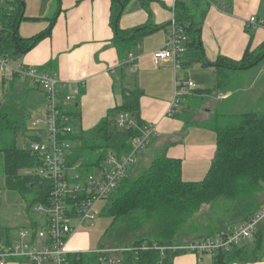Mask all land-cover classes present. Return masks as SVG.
<instances>
[{
    "label": "crops",
    "instance_id": "0c3cea01",
    "mask_svg": "<svg viewBox=\"0 0 264 264\" xmlns=\"http://www.w3.org/2000/svg\"><path fill=\"white\" fill-rule=\"evenodd\" d=\"M184 1L188 2V0ZM28 2H32L31 10L36 11H29ZM175 2L176 0H150L148 2L149 10L141 4L140 0H129L126 4L118 21L121 30H130L145 25L150 27L163 26L141 35L134 49L129 51L136 57L137 71L133 73L126 63V55L119 54L114 43V30L109 24L111 0H25L23 3H25L24 12L26 15H24L40 17L44 21L40 31L47 29L51 18L54 21L50 34L38 41L34 47L18 58L17 61H14V64L35 66L57 76L60 81L59 105L70 113L73 130L84 131L93 128L106 116L111 108L122 102L125 91L126 93L140 91L138 113L142 127L153 125L156 133L151 137L148 145L136 155L135 166L140 168V166L146 165L148 167L154 158L166 156L180 161L181 179L199 181L203 179L209 170L216 149V134L211 128L205 126V121L209 120L216 112L214 101L228 99V97L223 98V94L230 92L219 91L205 98L199 95H194L191 98L193 92L191 90L186 93L187 95H184L182 100L183 102L188 98L191 99L190 105H182L179 112L177 108L180 107H178L180 100L176 108H172V114L167 113L174 99V80L176 76L182 78L183 75L185 79L189 80V76L193 75L191 81L195 87L199 88L201 86L204 89L210 87L203 85L205 82L201 76L195 77V71L201 73L202 76L203 74L209 75V79H207L209 82L215 79L211 87L217 80L214 68L211 66L192 63L188 66L180 65V68L176 70L172 59H163L159 63L154 62L153 52L165 44L169 23L174 16ZM251 16L264 19L263 0H226L225 3H221L220 7L210 3L201 23L200 32L202 52H204L205 57L210 61H215L219 56L239 60L249 43L251 44L250 50H252L264 42V24L257 27L249 24L248 18ZM21 25L20 23L18 26L19 35ZM249 29H253V32L249 33ZM193 64H197L199 68L191 69ZM252 69H243L245 71L242 73L246 74ZM262 72L263 70L260 69L256 73V77L259 78ZM12 76H17L13 81L15 85L17 84L16 87L20 89L18 92L25 93L27 97L31 93V91H28L30 87L36 88L41 96L39 106L36 109L38 113L44 105V95L37 86L32 84L30 78L28 79L31 86L26 87L24 83H19V80L26 76L19 77L7 72L6 76L0 77V91H4V88L9 85V83L4 85L2 81L4 79L12 81ZM254 81L255 77L252 79L250 89H254ZM76 86L78 92L71 95L70 103L66 104L64 96L70 94L71 89ZM242 88L244 86L240 85L237 90ZM262 94H264L263 91ZM199 100L202 103L197 105L199 109L194 110L193 106ZM26 101H29V97ZM26 106L28 110V104ZM73 111L76 113L75 116L71 114ZM191 117L192 121L188 122V118ZM187 127L193 128L197 136L187 138L191 134L190 130L187 132ZM209 131L213 132V135ZM22 138V145L19 146L28 148L30 139L25 140L24 137ZM20 173L24 174L22 170H20ZM3 188L9 190L5 185V177ZM17 195L25 202V210L27 211L29 204L18 193ZM103 206L104 204L101 208ZM100 209L99 214L102 215ZM45 218L46 215L35 220L30 218L27 220L26 216L22 214L20 223L13 225V230H11L12 227L4 226L7 231L5 236L0 238V241L10 243L17 240L20 229L40 227L44 225ZM82 224L85 223H79L75 218L71 220V225L76 229L66 244V259L68 261L66 264H92V261L97 262V264H104L102 258L103 255L107 254L105 252L107 249L116 250L117 257L115 260L118 258L123 259L125 250H119L129 245L108 247L106 243L101 244L102 246L96 250H92L89 247L87 235L78 231ZM183 230L181 229L175 236L171 246H168L166 250L161 249V253H166L162 256L167 258L166 263L163 264H201V258L197 253L180 247L190 241L211 238L218 234L207 236L201 232L196 234L197 237L192 235V237H196L195 239L192 237L188 239L189 232H182ZM105 231L104 236L106 235ZM255 232L252 237L251 248L256 247L257 244L260 247L262 246L264 223L259 227L256 225ZM180 236H184L182 241H179ZM104 241L107 242V240ZM237 246H239L238 248L244 246V250H248L250 244L240 241L238 244L231 246L229 250L222 252H229ZM213 254H210V264ZM116 263L115 261L114 263L105 264ZM231 263L264 264V254L261 257L255 255V259L247 262H239L233 259ZM6 264L32 263L23 258L13 257L7 259Z\"/></svg>",
    "mask_w": 264,
    "mask_h": 264
},
{
    "label": "trees",
    "instance_id": "16d2710c",
    "mask_svg": "<svg viewBox=\"0 0 264 264\" xmlns=\"http://www.w3.org/2000/svg\"><path fill=\"white\" fill-rule=\"evenodd\" d=\"M129 0H111L109 24L114 30V43L119 54L126 55L134 49L139 37L163 26L145 25L130 30H121L119 18ZM148 8L150 0H140ZM148 1V2H147ZM216 0H176L174 18L188 35L186 51L181 66L199 63L214 68L215 84L210 88H195L192 96L209 95L227 91L230 79L225 70L251 68L264 59V42L254 49L248 44L239 60L219 56L208 60L200 41L201 23L193 15V8L206 9ZM23 0H7L0 8V56L16 61L38 41L50 34L51 18L47 29L30 37H21L17 30L21 22H35L40 17L24 15ZM226 0L223 1L225 3ZM220 7L221 4H215ZM225 7V6H223ZM149 10V8H148ZM229 12V10H227ZM17 76L11 80L2 79L4 85L13 86ZM140 91L123 93L120 104L111 108L101 121L89 130H73L68 138L74 145L67 154V163H80L84 170L98 165L108 150L116 154H128L132 139L140 134L142 122L138 113ZM187 95V94H186ZM184 97V95L182 96ZM189 108V107H188ZM120 112H128L134 122L128 128L116 124ZM70 114V113H69ZM73 116L76 113H71ZM28 110L24 98L14 92H3L0 98V153L4 159L5 185L17 192L26 202L47 203L50 180L20 170L37 167L40 162L35 153L27 147L17 145L18 137L31 140L28 134ZM205 126L216 134V149L209 170L199 181L181 179L180 161L166 156L154 158L150 166L135 169V161L118 187L106 199L100 209L102 215L111 219L110 226L119 223L117 236L129 242L123 259L116 264H159L166 263L161 249L171 246L175 236L187 225L203 205L220 202L227 218L220 219L216 233L226 232L236 224L248 220L264 203V110H251L238 114L224 115L217 111ZM29 145V143H28ZM30 200V201H29ZM232 219L227 221V219ZM228 228V229H226ZM226 229V230H225ZM108 229L105 233L107 234ZM145 246L146 248H143ZM233 247L229 252L218 251L212 255L211 264H228L230 260L247 262L255 259L248 250ZM260 249L258 244L253 254ZM103 256H109L108 253ZM253 256V257H252ZM108 258V257H107ZM229 260V261H228Z\"/></svg>",
    "mask_w": 264,
    "mask_h": 264
},
{
    "label": "built area",
    "instance_id": "2783aa9c",
    "mask_svg": "<svg viewBox=\"0 0 264 264\" xmlns=\"http://www.w3.org/2000/svg\"><path fill=\"white\" fill-rule=\"evenodd\" d=\"M6 1L0 0V8ZM263 21V18L256 16L248 18V23L255 27L263 25ZM187 42L185 29L173 17L169 23L165 44L153 52L154 62L172 59L174 68L179 69ZM132 54H126V63L134 73L137 66L136 57ZM7 72L30 78L32 84L44 95V105L38 111V117L31 122L33 137L29 141V148L37 155L40 164L31 168L28 173L49 179L51 185L47 203L38 201L39 208L46 210L44 225L20 229L18 239L13 242L0 241V264H6L7 259L13 257L26 259L32 264H66V244L76 229L71 225V220L75 218L79 223L85 224L93 222L98 213L97 204L105 201L118 187L136 155L148 145L156 131L153 125L142 127L140 134L133 137L132 149L128 154L119 155L108 150L98 165L88 171L84 170L78 162H66L67 154L74 145L73 140L68 138V134L73 132V126L70 114L59 105L60 81L57 76L35 66L14 64L8 58L0 56V77L6 76ZM194 88L192 81L176 76L174 99L167 113L171 114L180 97ZM77 92V86L73 87L71 93L64 96L65 103L69 104L71 95ZM116 124L119 128H128L134 122L128 112H120ZM263 218L264 204L248 220L232 229L211 238L190 241L180 248L197 254L229 250L240 241L252 238L256 233L257 223ZM124 250L130 249L123 248L119 251ZM115 251L105 250L108 255ZM121 260L122 258L111 259L110 255L102 258L105 263Z\"/></svg>",
    "mask_w": 264,
    "mask_h": 264
},
{
    "label": "rangeland",
    "instance_id": "374dc122",
    "mask_svg": "<svg viewBox=\"0 0 264 264\" xmlns=\"http://www.w3.org/2000/svg\"><path fill=\"white\" fill-rule=\"evenodd\" d=\"M25 2V0H23ZM224 0H216L215 2H213V4H221ZM31 3L32 2H28V8L29 11H36V10H31ZM25 4V3H24ZM263 5H264V0H263ZM33 9V8H32ZM193 15H195V17L198 20H202L204 19V15L207 12V8L206 9H202V7H195L192 10ZM31 13V12H28ZM24 14L26 15V13L24 12ZM21 29L19 30L20 36L21 37H30L33 34H35L36 32H39L42 28H40L41 26L43 27L42 24H44L43 20H39V21H35V22H21ZM202 25V24H201ZM25 28H27L25 30ZM18 32V30H17ZM249 33L253 32V29H249L248 31ZM17 61V60H16ZM13 63H15L14 61H12ZM191 69H195V68H199V66L197 64H193V66H191ZM251 71H249L246 74H243L242 72H244L245 70H225L224 73H226L230 79V87L227 91H229L230 93L228 94H223L224 97L226 98L228 97V99L226 100H217L214 101V108L215 110L220 113V114H224V115H229V114H238V113H243L246 111H251V110H264V94H262V91L264 92V60H262L260 63H258V65H255L253 67ZM262 69L263 72L261 73V76L259 78L256 77V73ZM182 71V70H181ZM179 71V72H181ZM183 73V72H182ZM194 75L196 78H198L199 76H201L202 80L205 82L203 85L205 87H211L212 83H214V80H207L209 79V75L207 74H203V76L201 75V73H199L198 71L194 72ZM182 78H184V76H181ZM190 81L192 80L193 75H190ZM255 77V85H254V89H250V84L252 82V79ZM118 82V81H117ZM19 83H24V85L27 86H31L29 83V79L24 77L22 79L19 80ZM210 83V84H209ZM17 85V84H16ZM16 85L14 84L13 86H8L6 88H4V91L10 93V92H14L15 94H19V97H23L24 101H26L29 97V101H26V104H28V117H27V126L29 128V131L27 132L28 134H33V130H32V126H31V122L34 121L37 117H38V113L36 111L37 107L39 106L40 103V94L36 91L35 87H30V89L28 91H31V93L29 94V96L27 97L25 95V93H20L18 91H20V89L18 87H16ZM244 86V88L237 90V88L239 86ZM33 88V89H31ZM197 88V87H195ZM199 88H203L201 86H199ZM4 91H0V98L2 96V92ZM221 96V94L219 95V97ZM184 97H180V104L178 105L179 108L178 111H181V106L185 105L188 106L190 105V101H192L191 99H187L185 101L182 102ZM194 99V98H193ZM220 99V98H219ZM28 102V103H27ZM195 103V102H194ZM193 103V104H194ZM202 101L199 100L196 102V105L193 106L194 110L199 109V107L197 105L201 104ZM192 121V117L188 118V122ZM187 132H191V134L187 137V138H192L194 136H197L195 133V131L193 130V128L187 127ZM208 132V131H205ZM211 132V131H209ZM213 135V132H211ZM197 140V138H196ZM198 141V140H197ZM23 142V138L20 136L17 139V145H22ZM3 163H4V159H3V154L0 153V238H3L6 234L7 228H5L4 226L7 227H12L11 230H13V225H16V223H20L21 220V216L22 214L24 216H26L27 220L30 219H37L38 217H44L46 214V210L39 208V204L38 202H34L30 203V202H26L29 204V208L26 211L25 210V202H23L19 196L17 195L16 192L11 191V190H7L5 188H3L4 186V171H3ZM139 168V167H135ZM147 168V166H140L139 170H143ZM31 170H27L24 169L22 170L23 173H28ZM264 196V194L261 195V198ZM30 201V200H29ZM104 204V201H100L97 204V210L98 213L96 215V218L93 220L92 223L90 224H82L80 225V227L78 228L79 232L85 233L89 239V247H91L92 250H96L97 248H99L100 246H102L101 244H106L107 246H112V247H118V246H122V245H126L129 242H127V240H124L121 238V236L116 237L117 236V232L121 230L119 223H116V225L110 226V221L111 219L104 216V215H100L99 214V209L101 208V206ZM220 202L216 203V204H212V205H203L199 211L197 213L194 214V216L191 218L190 222H188V224L183 225L182 226V232L188 231L189 234L187 235L188 239L189 237H192V235H196L202 232L203 235H213L216 234V225L217 222L220 219H224L227 218V215L224 214L223 212V208L220 206ZM39 208V210H37ZM224 217V218H222ZM227 221H231L232 219L228 218ZM264 223V218L262 220H260L257 224V226L259 227L260 225H262ZM240 224V223H239ZM237 225V224H236ZM109 227V228H108ZM108 228V232L107 234L104 236V231L105 229ZM228 229V228H226ZM225 229V230H226ZM184 236H180L179 241L183 240ZM197 237V235H196ZM196 237H192V238H196ZM104 240H107L104 241ZM251 239H245L242 240V242H246L248 244H250L249 246V254L250 255H258L259 257H261L264 254V235H262V239H261V247L260 249H257L255 251V253L253 254V250H255V246L253 248H251ZM111 259H115L117 257V253L116 252H111L110 254ZM198 256L201 258V264H210V254H203L200 255L198 254ZM252 256V257H253ZM199 257H197L199 259ZM229 261V260H228ZM230 260L228 264H232ZM92 264H97V262L92 261ZM101 264V263H98ZM105 264V263H104Z\"/></svg>",
    "mask_w": 264,
    "mask_h": 264
},
{
    "label": "bare ground",
    "instance_id": "6f19581e",
    "mask_svg": "<svg viewBox=\"0 0 264 264\" xmlns=\"http://www.w3.org/2000/svg\"><path fill=\"white\" fill-rule=\"evenodd\" d=\"M174 17V16H173ZM172 19V18H171ZM179 104V103H178ZM170 108V107H169ZM173 111V110H172ZM172 114V113H171Z\"/></svg>",
    "mask_w": 264,
    "mask_h": 264
}]
</instances>
